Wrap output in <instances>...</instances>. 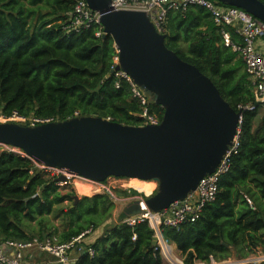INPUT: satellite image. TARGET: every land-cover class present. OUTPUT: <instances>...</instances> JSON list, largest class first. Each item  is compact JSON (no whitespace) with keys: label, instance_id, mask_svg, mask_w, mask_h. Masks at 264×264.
I'll return each mask as SVG.
<instances>
[{"label":"trees","instance_id":"trees-1","mask_svg":"<svg viewBox=\"0 0 264 264\" xmlns=\"http://www.w3.org/2000/svg\"><path fill=\"white\" fill-rule=\"evenodd\" d=\"M76 2L0 0V117L54 122L101 117L139 126L141 107L132 98L131 86L112 70L117 56L113 38H97L95 27L80 33L65 30ZM165 34L167 46L212 79L234 109L255 104L242 60L224 46L206 9L194 6L170 13ZM152 109L162 120L164 110L155 103ZM259 114V107L243 111L240 152L232 159L231 172L220 181L217 200L195 224L164 230L188 264L210 257L226 260L232 248L241 258L258 249L264 254V208L255 199L257 210H252L243 197L244 193L254 199L256 190L264 198V116L259 119ZM60 190L57 177L48 170L0 147V240L56 237L64 243L112 218L109 196L85 197L74 206L76 193ZM237 199L242 200L241 208ZM66 202L74 207L59 209L56 216L66 226L59 232L49 216ZM105 232L92 246L95 257L84 254L76 264H163L147 224L132 228L119 220Z\"/></svg>","mask_w":264,"mask_h":264},{"label":"water","instance_id":"water-1","mask_svg":"<svg viewBox=\"0 0 264 264\" xmlns=\"http://www.w3.org/2000/svg\"><path fill=\"white\" fill-rule=\"evenodd\" d=\"M113 0H87L101 15L123 71L164 110L158 125L128 126L101 117H74L37 126L0 123V146L23 151L38 166L93 182L109 178L157 184L145 204L160 213L196 192L233 146L243 110L228 103L212 79L184 61L166 43L145 12L112 8ZM245 10L264 22L262 0H215ZM114 73V72H113ZM62 175L58 182H67ZM75 205L81 200L75 196ZM72 206V207H74ZM141 212L128 203L120 220ZM153 238V246L157 245Z\"/></svg>","mask_w":264,"mask_h":264},{"label":"built area","instance_id":"built-area-1","mask_svg":"<svg viewBox=\"0 0 264 264\" xmlns=\"http://www.w3.org/2000/svg\"><path fill=\"white\" fill-rule=\"evenodd\" d=\"M199 6L208 11L214 24L219 29L224 46L236 53L242 60L245 72L249 76L255 95V104L241 108L243 111H256L259 107L264 113V22L255 18L248 12L237 7H230L221 4L215 0H113L112 8L119 10H137L147 14L156 30L165 34L167 31L168 16L172 12H185L190 7ZM101 15L90 9L87 0H77L74 10L70 16L65 30L67 32L80 33L89 30L92 27L98 28L96 37L104 36V28L100 22ZM114 57V66L112 68L114 75L125 79L131 86L132 98L136 100L140 107L139 114L140 125H158L160 116L153 111V101L145 94L134 80L123 71H116L119 66V55ZM119 88V85H117ZM19 120V122L17 121ZM16 122L30 126H37L50 120H39L36 118L26 119L18 115L10 118L0 117V123ZM243 117L240 120V127L234 139L233 146L223 158L221 164L214 174L207 175L201 180L196 192L191 193L185 200L172 204L167 210L160 213H154L149 210L145 204V199L150 195H141L134 199L127 200V203L139 200L141 203V212L127 217L122 221L124 225L134 228L139 224H147L154 231V238L158 242L155 246V252L161 257L163 264H188L186 256L178 251L176 245L169 242L164 235L165 229H180L185 225L195 224L202 217L207 206L213 204L220 191L221 179L231 172L232 159L238 155L241 148ZM7 150L27 157L25 153L12 147H6ZM29 158V157H28ZM37 165V164H36ZM38 166V165H37ZM44 170H54L44 166H38ZM65 175V172L54 170ZM70 176V175H69ZM59 176L58 178H60ZM57 178V179H58ZM84 179V178H82ZM87 180V179H86ZM94 185L99 186V190H92L101 195H107L113 201L118 200L111 189L104 186V183L87 180ZM64 182H58L63 184ZM155 192V191H154ZM153 192V193H154ZM152 193V194H153ZM151 194V195H152ZM243 197L249 207L256 211L255 201L243 193ZM94 232L93 228L88 229L79 236L68 242L61 243L56 237L34 238L31 241L22 242L15 240H0V264H76L77 260H71V253L80 251L94 258L96 250L92 246L84 247L86 238ZM136 235L133 236L135 241ZM39 252L53 257V261H33L30 254ZM264 262V254H259L254 258H244L238 260H216L210 257L209 261L195 260L192 264H260Z\"/></svg>","mask_w":264,"mask_h":264},{"label":"rangeland","instance_id":"rangeland-1","mask_svg":"<svg viewBox=\"0 0 264 264\" xmlns=\"http://www.w3.org/2000/svg\"><path fill=\"white\" fill-rule=\"evenodd\" d=\"M17 121L19 122V120H17ZM0 147L6 148L4 146H0ZM49 173H51L52 177H57L58 178L59 176H62L60 173H58L57 171H54V170H50ZM65 175H67L69 177V180L67 182H64L63 184H58L61 187L60 191L63 194L68 193L70 191H74L76 193V195L80 197V199L85 198V197H93L95 195H99L98 193L91 192L92 190H96V191L99 190V186L94 185L91 182L87 181L86 179H82L81 177H78V176H72V175L69 176L68 174H65ZM130 182L138 183L140 185H147L148 184L149 185L148 186L149 192H144L143 193V192L137 191L136 189H134L132 187H128ZM144 183H146V184H144ZM104 186H106L109 189H111L113 191V193L115 194V196L117 197V199H118L116 201H114V200L112 201L110 199L111 203L114 205V208H113L114 210H113L112 218L108 221L109 223H107V225L109 227L111 225H113L114 223L119 222V217H120L124 207L128 204L127 200L134 199V198H136L138 196H141L143 194L144 195H146V194L147 195H151L157 189V184L153 185V183L139 181V180H136V179L115 178V177L109 178L106 182H104ZM64 187H67V188L63 189ZM154 187H156V188L154 189ZM151 190H153V191H151ZM120 191H124L125 194H119ZM72 205H73V203L66 202L62 206L57 207L56 210H55V213L53 215L49 216V220L53 224V229H58L59 232H60V231H63L66 228L65 223L62 220V218L61 219L57 218L56 215H57L59 209H64V211H67L69 209V207H72ZM104 230L99 231L98 229H96L95 233H96V231L98 233L104 232ZM258 254H259V251L253 252L252 254H248V255H250V258H254ZM228 259H231V260L234 261V260H238L240 258L238 256H236V257H232L231 256Z\"/></svg>","mask_w":264,"mask_h":264},{"label":"crops","instance_id":"crops-1","mask_svg":"<svg viewBox=\"0 0 264 264\" xmlns=\"http://www.w3.org/2000/svg\"><path fill=\"white\" fill-rule=\"evenodd\" d=\"M263 116H264V113L260 109V114H259L258 118L260 119ZM254 194H255V196H254ZM254 194H252L254 196L253 200L255 201V199H256L258 205L264 208V198H262L260 193L256 190H255ZM236 204H237L238 208H241L242 200L237 199ZM119 220H120V217H119ZM115 224H118V222L114 223L113 225H115ZM105 228L108 229L109 227H107V225H104L101 228H99L98 230L102 231ZM106 229L104 230V232H100V233H98L97 231L95 233V231H94L89 237L86 238L84 247L93 246V244H95L99 239H101L103 236H105ZM258 251L262 253L261 249H258ZM70 255H71V260H77L78 261L80 259V257L83 256V253H81L80 251H74ZM237 255H238V252L234 248H232V257H236ZM238 257L241 258L240 256H238ZM249 257H250V255H249ZM30 259L33 261H41V260L53 261L54 260L53 257H50V256L43 254V253L41 254V253L35 252V251L32 254H30ZM241 259H244V258H241Z\"/></svg>","mask_w":264,"mask_h":264},{"label":"bare ground","instance_id":"bare-ground-1","mask_svg":"<svg viewBox=\"0 0 264 264\" xmlns=\"http://www.w3.org/2000/svg\"><path fill=\"white\" fill-rule=\"evenodd\" d=\"M136 180H138V179H136ZM139 181H141V180H139ZM144 182H148V183H153V185H155L154 184V182H151V181H144ZM144 184H146V183H144ZM148 184L147 185H140V184H138V183H132V182H130V184L128 185V187H132V188H134V189H136L137 191H140V192H149V190H148ZM151 186V185H150ZM156 187H154V189H155ZM151 189V188H150Z\"/></svg>","mask_w":264,"mask_h":264}]
</instances>
